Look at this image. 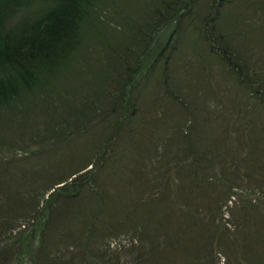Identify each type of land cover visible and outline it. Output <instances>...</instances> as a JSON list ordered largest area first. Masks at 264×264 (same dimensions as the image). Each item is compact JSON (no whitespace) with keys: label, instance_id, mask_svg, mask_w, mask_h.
I'll return each mask as SVG.
<instances>
[{"label":"rangeland","instance_id":"rangeland-1","mask_svg":"<svg viewBox=\"0 0 264 264\" xmlns=\"http://www.w3.org/2000/svg\"><path fill=\"white\" fill-rule=\"evenodd\" d=\"M168 1L171 0L104 1L99 14L104 25L89 34L88 42L81 45L62 69L61 78L56 80L58 86L52 100L56 116L53 112L32 120L26 116L23 121L26 123L10 120L0 124V142L22 145L16 147L18 150L3 152V156L17 152L32 161L29 165L40 164L42 172L49 174L56 170V177L67 176L90 161L99 164L102 159L105 164L92 172V182L112 195L109 215L121 217V207H130L142 187L144 191H154L158 186L156 179L166 171V158L173 142H185L187 136L188 141L197 142L200 150L207 151L206 157L213 158L211 164L217 168L208 175L223 179L216 183L212 199L198 205L199 211L209 209V225L221 222L226 230H231L230 236L210 238L211 249L222 260L220 264L226 261L223 250L229 264H237L249 245L252 250H258L256 254L264 256V100L256 96L246 79L241 82L235 70L203 39V17L207 13L212 15L204 24L209 34L213 32L216 14L209 8L212 0L193 2L191 11L183 14V32L173 41L172 48L168 45L163 50L175 21L155 32L145 49L144 36L149 40L152 35L146 36L151 31L147 25L150 20L157 21L165 15L156 10ZM229 4L234 22L240 24V14L248 19L240 25L248 31L247 43L264 35L261 27L264 0L223 3L225 8ZM41 7L44 5L36 2L22 14ZM20 18H23L20 14L15 16L13 23ZM223 19L225 22L221 21L223 26L219 28L226 32V18ZM237 29L234 26L233 30ZM139 61L141 68L137 72ZM130 74L133 84L125 87L129 114L118 126L117 109L123 104L120 93ZM96 94L103 97L96 99L95 107L89 108ZM83 110L87 114L73 121L75 124L69 126L68 132L52 129L51 124L57 125L52 118L71 122ZM33 111L40 112L41 108ZM109 142L107 152L98 159L102 147ZM211 150L218 155L209 153ZM201 164L206 166L209 162L202 160ZM231 185L234 193L225 197L224 192ZM93 189L89 187L84 192L89 195ZM250 204L254 206L250 207L253 214L246 217L242 206ZM122 238L125 243L126 237ZM234 240L243 245L241 249L232 247ZM117 242L112 237L114 249Z\"/></svg>","mask_w":264,"mask_h":264},{"label":"trees","instance_id":"trees-1","mask_svg":"<svg viewBox=\"0 0 264 264\" xmlns=\"http://www.w3.org/2000/svg\"><path fill=\"white\" fill-rule=\"evenodd\" d=\"M104 1L0 0V124L10 120L20 124L26 116L32 120L53 112L56 116L52 101L58 86L56 80L61 78L62 69L81 45L88 42L89 34L104 25L99 15ZM194 1L171 0L157 9L165 15L149 21L147 28L151 31L146 36L152 35L149 40L144 36L145 49L155 32L175 21L163 50L168 45L172 48L173 41L183 32V14L191 11ZM224 1L210 3V11L216 14L212 24L215 34H209L205 27L204 21L212 15L207 13L203 17V39L235 70L239 80L246 79L256 96L264 100V35L247 43L248 31L240 25L248 19L240 14V24L234 22L233 8L230 4L225 8ZM36 2L44 7L22 14ZM223 7L226 14L221 15ZM19 14L23 18L13 23ZM223 18L228 27L226 32L219 28L223 26L221 21L225 22ZM234 26L239 29L233 30ZM261 27L264 29V21ZM140 68L139 61L135 70L140 72ZM131 76L120 93L123 104L117 109L118 126L129 114L125 87L133 84ZM100 96L103 97L95 95L89 108L95 107ZM40 108V112L33 111ZM85 111H80L81 116L71 122L66 118L62 121L52 118L57 124H51L52 129L68 132L69 126L75 124L73 121L87 114ZM185 138V142H173L167 165L164 164L166 171L159 174L162 179H156L158 186L154 191H144L142 187L130 207H121V217L109 215L112 195L96 188L92 182V172L105 164L101 158L110 142L102 147L99 164L87 162L64 177H56V170L49 174L42 172L40 164L29 165L32 161L17 152L3 156L22 145L0 142V150L5 152L0 154V264H27L28 261L31 264H220L222 260L211 249L210 238L230 236L231 230H226L221 222L209 225V209L199 211L198 205L200 201L207 204L212 199L216 183L223 179L208 175L217 168L211 164L213 158L206 157L207 151L200 150L197 142ZM212 152L218 153L214 150L209 153ZM202 160L209 165L201 164ZM89 187L94 189L88 195L84 191ZM233 193L231 185L224 196L230 197ZM250 207L254 208L253 204L242 206L246 217L253 214ZM112 237L119 241L115 249L111 246ZM122 237H126L128 244ZM231 245L236 250L243 246L237 240ZM257 252L249 245L237 264H264V256ZM223 254L226 257L223 264H229L224 250Z\"/></svg>","mask_w":264,"mask_h":264}]
</instances>
